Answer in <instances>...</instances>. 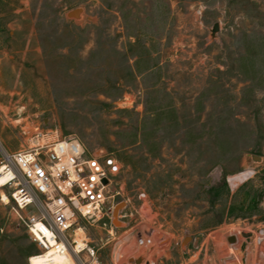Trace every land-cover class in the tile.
Returning a JSON list of instances; mask_svg holds the SVG:
<instances>
[{"label":"rangeland","instance_id":"rangeland-1","mask_svg":"<svg viewBox=\"0 0 264 264\" xmlns=\"http://www.w3.org/2000/svg\"><path fill=\"white\" fill-rule=\"evenodd\" d=\"M35 127L119 162L94 264H264V0H0V162ZM41 252L0 200V264Z\"/></svg>","mask_w":264,"mask_h":264},{"label":"built area","instance_id":"built-area-1","mask_svg":"<svg viewBox=\"0 0 264 264\" xmlns=\"http://www.w3.org/2000/svg\"><path fill=\"white\" fill-rule=\"evenodd\" d=\"M119 167L109 151H93L76 137H58L55 131L35 127L24 147L3 156L0 190L39 249L68 252L73 264L82 252L94 264V249L78 221H100L105 226L103 218H109L120 193L113 188ZM108 227L111 234L109 223ZM146 240L139 235L137 242Z\"/></svg>","mask_w":264,"mask_h":264},{"label":"bare ground","instance_id":"bare-ground-1","mask_svg":"<svg viewBox=\"0 0 264 264\" xmlns=\"http://www.w3.org/2000/svg\"><path fill=\"white\" fill-rule=\"evenodd\" d=\"M4 178L5 177L3 175H0V184L3 182ZM1 199L7 202V197L3 193L1 194ZM48 242L52 245L51 238H48ZM28 263L29 264H73V259L68 252H65L63 254H58L53 250V247H47L41 253L30 256V258L28 259Z\"/></svg>","mask_w":264,"mask_h":264},{"label":"water","instance_id":"water-1","mask_svg":"<svg viewBox=\"0 0 264 264\" xmlns=\"http://www.w3.org/2000/svg\"><path fill=\"white\" fill-rule=\"evenodd\" d=\"M81 12H82V9L80 7H74V8H71L69 9L66 13H65V16L67 18L71 17L73 19H79L81 18ZM217 22H214L211 27L209 28V36L211 38L214 37V34L217 32ZM254 157H257L255 155H252V159H254ZM258 158V157H257ZM123 203L122 202H118L116 203L112 208H111V221L113 224H119V221L116 219V213L117 211L119 210V207L122 205ZM226 240L228 242H233L235 240V237L234 236H228L226 238ZM140 260V257H137L134 262H137Z\"/></svg>","mask_w":264,"mask_h":264},{"label":"trees","instance_id":"trees-1","mask_svg":"<svg viewBox=\"0 0 264 264\" xmlns=\"http://www.w3.org/2000/svg\"><path fill=\"white\" fill-rule=\"evenodd\" d=\"M237 207H238V208H244L243 205H239V206H237Z\"/></svg>","mask_w":264,"mask_h":264}]
</instances>
